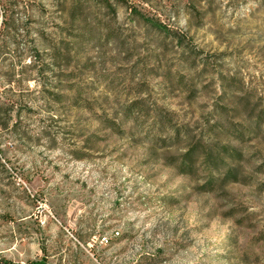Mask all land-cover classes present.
<instances>
[{
	"label": "rangeland",
	"instance_id": "1",
	"mask_svg": "<svg viewBox=\"0 0 264 264\" xmlns=\"http://www.w3.org/2000/svg\"><path fill=\"white\" fill-rule=\"evenodd\" d=\"M0 116V262L264 264V0H0ZM216 122L207 192L172 139Z\"/></svg>",
	"mask_w": 264,
	"mask_h": 264
},
{
	"label": "trees",
	"instance_id": "2",
	"mask_svg": "<svg viewBox=\"0 0 264 264\" xmlns=\"http://www.w3.org/2000/svg\"><path fill=\"white\" fill-rule=\"evenodd\" d=\"M137 13L136 10H134ZM7 10L2 13L3 21L7 19ZM138 15L144 22L150 24L160 32L170 30L160 22L153 18L147 17L145 14L138 12ZM1 121V116H0ZM1 123V122H0ZM7 126V123L0 124V128ZM223 137H240L244 138V134H240L237 129L226 128L224 124L214 123L208 130L205 142L203 139L193 140L190 135L174 131L172 142L183 143L185 151L179 159L174 160L175 167L180 174L194 176L198 167H202L206 173L207 179L203 184V189L207 192L213 191L218 184H236L247 183V176L243 172L244 155L242 152L233 148L229 143L222 140ZM0 264H15L10 261H3ZM24 264H47L44 260L32 261Z\"/></svg>",
	"mask_w": 264,
	"mask_h": 264
},
{
	"label": "built area",
	"instance_id": "3",
	"mask_svg": "<svg viewBox=\"0 0 264 264\" xmlns=\"http://www.w3.org/2000/svg\"><path fill=\"white\" fill-rule=\"evenodd\" d=\"M103 239H104L105 242H108V239L106 237H103Z\"/></svg>",
	"mask_w": 264,
	"mask_h": 264
}]
</instances>
